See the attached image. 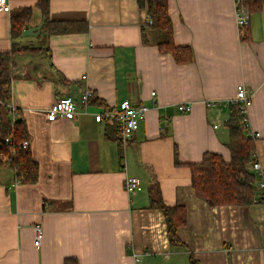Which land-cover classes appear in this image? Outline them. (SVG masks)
Listing matches in <instances>:
<instances>
[{"label": "crops", "instance_id": "1", "mask_svg": "<svg viewBox=\"0 0 264 264\" xmlns=\"http://www.w3.org/2000/svg\"><path fill=\"white\" fill-rule=\"evenodd\" d=\"M38 2L9 0L10 11H0V51L13 41L35 48L12 56L8 105L24 119L38 166L37 181L23 184L0 162V264H264V202L209 206L195 195L189 168L205 152L229 160L224 122L239 84L249 97L244 134L259 133L250 139L264 168V3L245 30L235 0H167L173 41L192 53L178 63L145 31L146 7L137 0H42L50 21L81 29L49 33L43 23L34 39L12 40L13 11L29 7L26 24L35 27L43 19ZM85 88L92 95L84 108ZM63 95L73 97L76 117L48 120ZM123 99L147 107L127 139L104 115ZM182 103L190 110L180 111ZM127 177L142 188L127 193ZM155 185L164 204L185 211L180 244L169 241L162 210L150 204Z\"/></svg>", "mask_w": 264, "mask_h": 264}, {"label": "trees", "instance_id": "2", "mask_svg": "<svg viewBox=\"0 0 264 264\" xmlns=\"http://www.w3.org/2000/svg\"><path fill=\"white\" fill-rule=\"evenodd\" d=\"M146 7L147 21L145 31L152 30L157 34V46L160 51L170 52L178 63L189 62L191 50L187 46H178L173 41V27L168 15L167 0H137ZM264 0H243L242 5L249 14L258 12ZM44 19L46 32H67L81 29L71 23L52 22L48 18L47 5L38 2ZM30 15L29 7H21L11 14V39L21 36V31ZM249 23V22H248ZM248 24L243 27L246 30ZM143 40L146 38L143 36ZM35 48L19 46L11 42L8 51H0V162L2 159L14 171L16 180L23 184L37 181L38 166L32 157L29 147L21 149L19 143L27 138L24 119L19 111L11 110L8 103L11 97L12 56L15 52L32 51ZM227 130L226 147L229 160L225 161L218 153L205 152L201 161L189 165L191 186L195 195L207 202L209 206L232 204L248 206L261 201L256 196L255 174L251 168L254 144L245 136V115L239 105L233 103L229 108L228 119L224 122ZM107 136H109L107 134ZM110 138V137H109ZM176 158V150H175ZM176 163H178L176 161ZM150 204L159 207L164 215L167 234L172 244H180L176 229L185 221L182 206H168L160 200L158 185L150 189ZM64 264H77L74 258L64 260ZM191 264H197L191 259Z\"/></svg>", "mask_w": 264, "mask_h": 264}, {"label": "built area", "instance_id": "3", "mask_svg": "<svg viewBox=\"0 0 264 264\" xmlns=\"http://www.w3.org/2000/svg\"><path fill=\"white\" fill-rule=\"evenodd\" d=\"M243 0H235V21L240 29L248 24L250 14L248 10L242 5ZM9 0H0V11L9 12L10 11ZM85 76H82L84 78ZM152 92L151 94H153ZM92 95V92L85 88L80 94V100L84 105L87 103ZM249 102V97L246 90L242 84L237 85L236 94L231 103H237L241 109V112L245 114ZM10 107V106H9ZM14 110L13 107H10ZM178 109L182 112L190 110L189 103H182L178 105ZM147 111V107L144 105H133L128 99H123L119 104L112 110H106L104 115L108 118H116L118 121V128L120 135L123 139L129 138L134 131L138 128L140 120L144 119ZM77 111L74 99L71 95H63L56 99V101L46 110V117L48 120H54L57 118H64L72 120L76 117ZM101 115L96 114L95 120L100 121ZM215 127L217 125H214ZM246 126V125H245ZM259 136V133H251L249 138L254 139ZM21 149L29 147V140L24 139L19 143ZM251 168L255 174V184L258 191V196L262 202H264V168L262 167L257 154L252 151V162ZM124 189L127 193H134L142 188V183L137 177H127L123 181ZM34 230V245L39 247L42 240V228L40 224H35Z\"/></svg>", "mask_w": 264, "mask_h": 264}, {"label": "water", "instance_id": "4", "mask_svg": "<svg viewBox=\"0 0 264 264\" xmlns=\"http://www.w3.org/2000/svg\"><path fill=\"white\" fill-rule=\"evenodd\" d=\"M43 23H44V20L42 19V21L35 27H28V25L25 24L21 31V35L22 36L30 35V36L37 37L39 34L43 32V29L41 28Z\"/></svg>", "mask_w": 264, "mask_h": 264}, {"label": "rangeland", "instance_id": "5", "mask_svg": "<svg viewBox=\"0 0 264 264\" xmlns=\"http://www.w3.org/2000/svg\"><path fill=\"white\" fill-rule=\"evenodd\" d=\"M24 37H29L30 39H34V36H30V35L29 36H24Z\"/></svg>", "mask_w": 264, "mask_h": 264}]
</instances>
